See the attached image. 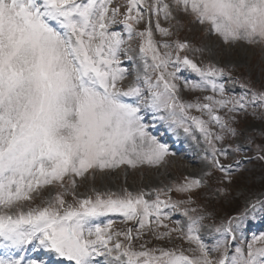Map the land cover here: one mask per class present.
<instances>
[{"label":"rangeland","instance_id":"obj_1","mask_svg":"<svg viewBox=\"0 0 264 264\" xmlns=\"http://www.w3.org/2000/svg\"><path fill=\"white\" fill-rule=\"evenodd\" d=\"M0 264H264V0H0Z\"/></svg>","mask_w":264,"mask_h":264},{"label":"bare ground","instance_id":"obj_2","mask_svg":"<svg viewBox=\"0 0 264 264\" xmlns=\"http://www.w3.org/2000/svg\"><path fill=\"white\" fill-rule=\"evenodd\" d=\"M125 66H127V70H132V66H128V64H124ZM130 65V63H129ZM98 74V73H97ZM158 130H160L164 135H162V138H165L168 136V133L166 132V130L164 128L160 129L158 128ZM149 133L152 131V129H148ZM147 131V132H148ZM153 132V131H152ZM154 133V132H153ZM158 133V131H157ZM156 134V133H154ZM164 136V137H163ZM165 141H162V143H164ZM183 141H179L175 147L171 148L170 150L172 151V149L174 150V152H176L178 154V157L181 161H186V163H190V162H196L194 161V155L191 153V150L189 149H185L184 147H182L181 143ZM193 169L196 170L197 166L193 165Z\"/></svg>","mask_w":264,"mask_h":264}]
</instances>
